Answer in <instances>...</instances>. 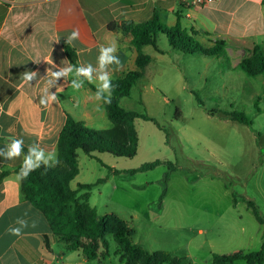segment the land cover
<instances>
[{"label":"rangeland","instance_id":"rangeland-1","mask_svg":"<svg viewBox=\"0 0 264 264\" xmlns=\"http://www.w3.org/2000/svg\"><path fill=\"white\" fill-rule=\"evenodd\" d=\"M158 46L164 54L144 48L157 59L120 106L149 116L162 129L137 119L139 146L132 159L112 153L92 159L78 151L80 173L71 188L93 186L78 196L89 193L100 218L124 221L133 243L149 254L165 252L180 264H213L215 254L259 251L264 226L244 199L264 218V76L246 75L225 56L183 53L164 35ZM232 112L244 113L252 125L232 121L226 115ZM156 160L165 163L127 173ZM116 248L111 239L112 251Z\"/></svg>","mask_w":264,"mask_h":264},{"label":"crops","instance_id":"crops-1","mask_svg":"<svg viewBox=\"0 0 264 264\" xmlns=\"http://www.w3.org/2000/svg\"><path fill=\"white\" fill-rule=\"evenodd\" d=\"M154 16L169 28L179 26L204 49L225 43V58L236 68L256 46L264 50V0H0V148L16 137L24 140L26 148L39 143L58 154L67 116L90 129H110L104 104L97 110V102L89 99L95 93L89 84L96 87L95 83L85 81L75 91L70 74L57 82L62 91L60 86L50 88L57 94L55 103L45 108L39 97L48 87L51 72L71 63L66 45L77 54L78 65L95 66L99 47L115 42L123 69L114 72L112 80L137 70L139 53L132 45L133 37L120 26L144 24ZM73 29L79 30L80 37L67 44ZM149 56L148 70L157 59ZM27 70L38 72L30 84L21 78ZM22 159L0 158V175L8 172L0 183V264H122L118 245L111 249V237L109 254L88 260L52 233L44 214L22 198L21 181L16 180ZM18 217L37 226L24 228L20 236L11 235L8 229L18 227Z\"/></svg>","mask_w":264,"mask_h":264},{"label":"trees","instance_id":"trees-1","mask_svg":"<svg viewBox=\"0 0 264 264\" xmlns=\"http://www.w3.org/2000/svg\"><path fill=\"white\" fill-rule=\"evenodd\" d=\"M125 33L132 35V45L138 51L136 60L137 70L128 72L123 77L112 80L114 85L112 102L105 109L111 123V128L106 130H94L77 124L71 116H67L65 126L60 132L58 140V159L60 164L45 170L32 172L26 180L21 181L22 198L42 212L51 227L52 233L61 241L66 242L69 250L80 251L88 260L106 257L109 254V241L111 237L118 245L117 253L120 254L122 264H180L181 260L172 257L165 252L149 254L132 241L134 235L124 221L115 215H107L100 218L88 202L89 193L81 199L80 191H90L93 186L79 185L78 190L71 188V182L79 175L78 151L92 159H98L96 154L112 153L116 157L132 159L137 155L139 137L135 129V121L143 119L151 121L160 129L159 124L149 116L124 109L120 102L131 96L133 88L144 77L145 70L152 62V57L145 55L142 49L153 47L158 53H162L158 46L160 35L166 36L170 46L183 53L199 51L211 57L225 56L227 45L217 42L209 50L202 48L193 38L181 32L179 26L169 28L162 24L157 16L144 24L134 25L123 23L120 26ZM66 54L70 62L78 65L75 51L68 45L65 46ZM238 68L250 77L264 76V50L256 46L251 56L244 58ZM95 92L96 87L89 84ZM202 106V103H199ZM234 122L250 126L249 118L240 112L226 114ZM24 153L27 148L24 147ZM165 162L156 160L145 163L138 169L128 171L130 175L145 173L156 169ZM170 172L175 170L169 163ZM20 166L16 169L19 172ZM115 175L120 172L115 171ZM8 172L0 175V183L7 177ZM170 173L163 179V193L160 198L162 203L167 192V183ZM102 181H99L101 183ZM248 207L260 225L264 226V218L261 216L258 206L253 201L244 199ZM245 261L246 264H264V243L259 251L246 255H213V264H235Z\"/></svg>","mask_w":264,"mask_h":264},{"label":"clouds","instance_id":"clouds-1","mask_svg":"<svg viewBox=\"0 0 264 264\" xmlns=\"http://www.w3.org/2000/svg\"><path fill=\"white\" fill-rule=\"evenodd\" d=\"M79 37V30L73 29L71 34L66 37L65 42L72 44ZM117 52L118 47L113 42L108 46L99 47V55L97 56L95 66L91 63L80 64L79 66L68 63L66 66L60 67L59 70L51 72V78L47 81L48 87L42 90V94L39 97L40 105L46 108L49 104L57 101V94L50 92V88L60 86L58 90L62 91V85H58L57 82L61 78L66 80L70 74L74 75L70 87L75 91L82 89L85 81L96 84V91L89 99L97 102V110H101V102L105 105L111 104L114 88L112 84L113 73L123 69V63L117 55ZM37 75V71L27 70L21 75V78L24 83L30 84L31 81L36 79ZM24 147V140L22 138L13 137L9 139L3 148H0V158L3 160L13 161L23 157L19 172L16 174L17 181L26 180L32 172L40 169L42 166L47 170L60 164L58 154L55 150L49 151L41 147L39 143H32L28 145L27 153L25 154ZM15 223L18 227H9L8 229V232L15 236H20L24 228L37 226L36 222H32L29 225L26 219L19 217Z\"/></svg>","mask_w":264,"mask_h":264},{"label":"built area","instance_id":"built-area-1","mask_svg":"<svg viewBox=\"0 0 264 264\" xmlns=\"http://www.w3.org/2000/svg\"><path fill=\"white\" fill-rule=\"evenodd\" d=\"M156 1H160V0H156ZM210 1H212V0H205L206 3L210 2Z\"/></svg>","mask_w":264,"mask_h":264}]
</instances>
